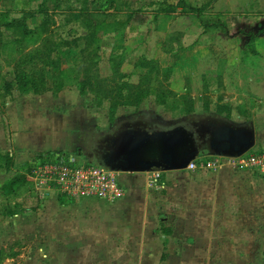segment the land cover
<instances>
[{"label":"rangeland","instance_id":"1","mask_svg":"<svg viewBox=\"0 0 264 264\" xmlns=\"http://www.w3.org/2000/svg\"><path fill=\"white\" fill-rule=\"evenodd\" d=\"M40 8L47 14H39ZM96 13L103 14L101 19L93 18ZM24 14H30L25 25L33 34L24 38L19 54L9 48L20 39L19 33L5 24ZM45 18L49 25L41 31ZM1 38L10 43L8 48L0 45V82H12L33 68L44 72L47 91L43 95L53 94L61 86L67 97L80 96L79 106L69 108V114H85V142L74 152L64 153L78 164L88 163L84 150L94 133L106 134L116 123L135 116L165 124L210 116L254 126L251 110L258 102L251 90H264V0H0ZM44 38L49 42L76 40L79 45L62 47L56 72L40 60L19 65L22 54L39 49ZM123 84L139 89V95L130 94L126 87L120 92ZM17 88L7 90L0 83V106L26 94ZM131 100L138 101L125 103ZM256 129L254 126L255 133ZM260 148L264 144L256 138L249 152ZM172 174L175 171L163 172L164 189L151 188L148 183L149 191L142 189L149 202L148 222L132 223L141 218L144 207L132 206L130 212L108 207L118 199L94 198L102 204L86 208L95 211L98 223L91 226L96 235L89 238L64 236L49 221V209L36 194L35 198L13 200L28 210L39 208L40 214L33 213L29 219L42 220L35 228L24 224L27 228L21 237H2L7 217H0V264H59L66 260H60L63 247L76 253L70 264H221L220 242L211 244L212 237H207L211 234L208 228L213 231L212 223L199 221L207 210H213L209 217L216 218L218 208L210 204L212 193L195 196L187 191L189 184H197L189 173L180 175L181 183ZM173 178L182 184V192L173 191ZM7 181L0 179V189ZM36 187L39 195L46 187L56 190L62 202L78 199L64 196L53 184ZM5 204L0 197V209ZM20 223L12 221L9 228ZM141 225L148 238L139 237ZM215 225L220 230L221 224ZM234 257L229 255L230 262Z\"/></svg>","mask_w":264,"mask_h":264},{"label":"crops","instance_id":"2","mask_svg":"<svg viewBox=\"0 0 264 264\" xmlns=\"http://www.w3.org/2000/svg\"><path fill=\"white\" fill-rule=\"evenodd\" d=\"M64 92L60 91L56 96L53 94H21L6 100L0 106V156L5 153L12 156V167L9 170H0L2 181H7L16 173H20L26 163L33 160L40 161L37 160L38 157L42 159L48 153H71L82 143L84 144L86 138L84 134L86 132L85 114L80 116L77 115V112L75 115L69 114V108L79 106L78 98L80 96L67 97ZM251 95L255 96L258 102V107L251 110L255 116L256 138L257 141L264 144V90H251ZM257 171L264 170L225 165L215 170H182L172 174L177 175L176 178L178 177L181 183L182 176L180 175L189 173L191 180H196L197 184L195 186L189 184L187 191L195 196L212 193L213 198L210 204L212 208H218L216 209L218 213H213L216 218H210L209 214L213 210H207V215L199 221L212 223L213 231L208 228V232L211 234L207 237H212L211 244L215 242L218 246L220 242L221 264H251V261L256 264L264 263V173ZM162 174L163 172H161L160 183L162 185L158 188L159 190L164 189L167 182L162 178ZM174 178L173 191L175 193L182 192V184ZM147 180L148 174L146 173L121 174L118 181L124 188V194L117 201L111 202L108 207H120L126 211L129 209L131 212L132 206L138 208L141 206L144 207L141 218L132 220V223L150 221V210L146 208L149 202L142 195V189L149 191L146 187ZM34 190L37 197L41 198V202L49 209L47 211L49 221L55 222L54 224L59 226L58 229L64 233V236L76 239L96 235L95 230L91 227L98 224L95 211L87 212L86 208L95 204L99 206L102 202L93 201L94 198H78L62 202L57 191L50 187L41 190L42 195H39V190L35 188ZM40 212L39 208L31 209L15 215L13 218L7 217L4 220V224L7 223L3 224L2 237L8 234H11L12 237H21L27 228L24 227V224H28V227L33 225L35 228V225H39L42 219L36 220L34 217L31 221L30 216L36 213L37 217ZM132 218L134 217L132 216ZM12 221H21V223L11 230L9 224ZM219 223L221 224L220 230L214 228L215 224ZM139 227L141 234L139 237L141 239L142 237L148 238V233L144 234L141 231L143 225ZM70 243L72 244V242ZM75 254L71 249L66 250L63 247L60 260L65 257L66 260L59 264H70L71 258L75 257ZM89 254L84 252V255L93 261ZM92 255L95 256L93 250ZM229 255L235 256L231 262L228 258ZM250 256H253V259H250ZM236 260L238 262H235ZM83 263L86 261L78 262V264Z\"/></svg>","mask_w":264,"mask_h":264},{"label":"water","instance_id":"3","mask_svg":"<svg viewBox=\"0 0 264 264\" xmlns=\"http://www.w3.org/2000/svg\"><path fill=\"white\" fill-rule=\"evenodd\" d=\"M205 118L199 122L208 120L205 142L199 144L196 131L184 126V122H190L189 118L167 130L149 132L129 128L112 137L93 164L122 173L182 171L199 156L235 158L253 148L256 140L253 125H234L222 118ZM105 136L107 133H94L88 143L93 145Z\"/></svg>","mask_w":264,"mask_h":264},{"label":"built area","instance_id":"4","mask_svg":"<svg viewBox=\"0 0 264 264\" xmlns=\"http://www.w3.org/2000/svg\"><path fill=\"white\" fill-rule=\"evenodd\" d=\"M200 157L191 161L185 170H215L225 165L264 170V148L235 158L202 156L199 160ZM34 165L30 179L34 182L36 190H38L37 184L42 186L48 183V185H56L66 197L100 198L110 201L124 194V188L118 178L121 174L128 173L111 171L91 163L78 164L75 159L68 158L64 153L51 154V158L45 156L42 161H37ZM146 174H148L149 187L156 189L162 185L161 171L154 170Z\"/></svg>","mask_w":264,"mask_h":264},{"label":"trees","instance_id":"5","mask_svg":"<svg viewBox=\"0 0 264 264\" xmlns=\"http://www.w3.org/2000/svg\"><path fill=\"white\" fill-rule=\"evenodd\" d=\"M39 14L46 15L47 12L44 11L42 8H40ZM30 14H24V16L18 20L14 19L11 22H8L5 24L7 28H14L15 30L18 31L19 33V40L18 38L15 39L13 44H11L10 50L14 51H19V54H21L23 50V45L21 44L24 38L31 37L33 32L31 30H28L26 25H25V20L26 16ZM103 15L101 13H96L93 15L94 19H101L100 16ZM32 16V15H31ZM46 17V16H45ZM48 18H45L42 20L40 24V29L41 31H45L48 28ZM100 21L97 23L99 24ZM50 39V38H49ZM50 41V40H49ZM44 38L43 44H41V47L39 49H33L30 52H26L22 54L21 61L19 62V65L23 63H29L31 62L32 64H35V61L40 60L43 66L45 67H51L53 72H56V70L60 69V64L62 62L61 60V50L62 47H67V48H74L75 46L78 47L79 43H77L76 40L74 41H64L61 40L59 42H49ZM8 42L3 38L0 39V45H3L5 48H8ZM52 53L55 54V58L52 57ZM32 71L28 74L20 73V76H17L16 78L13 79L12 82L10 81H1L0 83L7 89H14V87H18L20 92L22 93H28L32 92V94L35 95H42L45 93L47 90L45 88V76L43 70L40 71H34L33 68H30ZM126 87L127 91L132 94L133 92L137 93L139 89H135L133 86L129 85H122L120 88L121 90ZM32 89V90H30ZM58 90H52L53 95H56L60 91H62L61 86L57 88ZM80 94L83 93V90H79ZM138 94V93H137ZM139 95V94H138ZM121 97V96H120ZM138 100H131L127 101L125 103L127 104H136ZM47 158H51V154H46ZM36 159V158H35ZM37 160L42 159L40 157L37 158ZM36 161H32L29 163H26L23 165L21 172L16 173L9 181H7L0 189V197H3L6 200V204L0 209V217H13L15 215H19L22 213H25L28 211L25 207H23V204H18L16 203L15 199H20V198H35V190L32 187L31 183V175H32V164ZM34 165V164H33ZM12 167V156H10L9 153H5L0 156V170L5 169L9 170ZM10 197V198H8ZM3 254L2 251H0V262H1V255ZM17 254L11 253L10 256L14 257ZM6 256V255H5Z\"/></svg>","mask_w":264,"mask_h":264},{"label":"flooded vegetation","instance_id":"6","mask_svg":"<svg viewBox=\"0 0 264 264\" xmlns=\"http://www.w3.org/2000/svg\"><path fill=\"white\" fill-rule=\"evenodd\" d=\"M204 119L206 118H203V120ZM188 121L190 122H184V126L187 129H192L193 131H196V134H197L196 139L199 144L202 142H205L207 135H208V129H209L207 125L208 120H206V122L202 124H199V122L202 121V118L200 119L189 118ZM179 122H175L173 124H165V123L160 122L157 119L145 118L142 116H135V117L123 119L120 122L116 123L111 128L110 132L107 133V136H105L102 139L97 140L95 144L89 145V143L87 142L85 146V150H84V156L86 158V161H88V163L93 164L94 160L98 159L100 153L104 149H106L107 142L112 137H114L117 133L123 131L124 129L134 128L136 130L153 132V131L170 129L172 126H174L175 124H178ZM164 126H167L168 128Z\"/></svg>","mask_w":264,"mask_h":264}]
</instances>
